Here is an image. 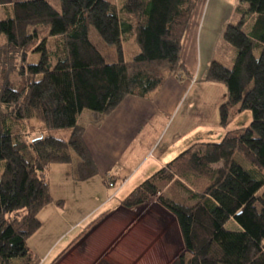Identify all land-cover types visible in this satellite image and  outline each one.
I'll use <instances>...</instances> for the list:
<instances>
[{
	"label": "trees",
	"instance_id": "1",
	"mask_svg": "<svg viewBox=\"0 0 264 264\" xmlns=\"http://www.w3.org/2000/svg\"><path fill=\"white\" fill-rule=\"evenodd\" d=\"M197 2L125 0L118 8L112 0H0L6 14L0 19V264L40 263L28 257V240L41 226L40 211L54 201L47 176L53 164L73 163L76 180L97 174L80 122L85 109L105 117L129 95L153 100L172 74L190 76L181 51ZM239 3V20L227 24L204 79L226 86L222 127L245 109L252 122L218 142L191 145L121 200L135 208L161 192L158 200L177 218L185 244L173 264H264V192L258 195L264 174L234 158L241 152L264 170V0ZM91 27L116 48L117 60L108 61L93 43ZM34 119L42 124L31 125ZM192 177L209 183L195 191L185 182ZM165 184H179L194 203L166 197Z\"/></svg>",
	"mask_w": 264,
	"mask_h": 264
},
{
	"label": "crops",
	"instance_id": "2",
	"mask_svg": "<svg viewBox=\"0 0 264 264\" xmlns=\"http://www.w3.org/2000/svg\"><path fill=\"white\" fill-rule=\"evenodd\" d=\"M112 1L121 8L125 0ZM239 2L198 0L181 51L189 77L181 80L172 74L153 100L129 95L108 116L96 112L83 123L84 140L98 171L89 179L98 177L106 187L116 190L108 184L111 179L120 187L109 199L85 212L82 199L74 209L76 214L71 212L70 216L66 199L54 195L56 202L40 211L42 223L33 234L37 237L47 225L53 227L50 231L55 229L47 243L40 245L35 241L33 252L39 257V264H50L95 218L90 229L53 264H173L185 252L177 218L158 201L161 192L135 208L124 207L121 200L182 151L195 143L208 142L204 140L211 137H206L205 130L208 133L221 126L219 107L228 99L227 89L222 83L206 81L204 76L217 56L227 24L239 20ZM218 129L211 136L222 138L224 130ZM64 165L54 164L53 168L63 171ZM48 179L52 194L53 178L50 175ZM168 187L170 184L162 192L166 193ZM117 196L120 201L115 200Z\"/></svg>",
	"mask_w": 264,
	"mask_h": 264
},
{
	"label": "rangeland",
	"instance_id": "3",
	"mask_svg": "<svg viewBox=\"0 0 264 264\" xmlns=\"http://www.w3.org/2000/svg\"><path fill=\"white\" fill-rule=\"evenodd\" d=\"M57 3V1H54ZM6 17L5 14V9L4 7L0 6V19H3ZM247 31L248 33L252 36L253 41L255 42V50L254 53L256 56L260 55L261 52V47L259 46V40L257 37L253 34L251 27L249 24L247 25ZM90 34H91V39L93 43H95L101 51L104 53V55L107 57L108 61H114L117 60V54H116V48L113 46H109L104 41L101 39L99 36L97 30L94 27L90 28ZM4 36H0V43L4 40ZM128 52L126 51V58H130L132 53V46H128ZM39 55L37 53H32L30 56V62L31 63H36L38 61ZM231 66V65H230ZM17 76L14 75V78ZM223 88L226 89L225 85H221ZM217 94L216 92L213 93V95ZM219 94V93H218ZM93 113H96L92 110L85 109L84 113L81 114L80 116V122L84 123L89 117H93ZM253 120V114L252 111L249 109H245L239 114L236 115V117L231 121V123L227 127H215V129H211L208 133L207 130H205L206 137H211L207 138L210 140H204V141H211V142H218L222 138H219L218 136H211V132H214L219 128L218 130H224V134L228 130H234V129H239V128H244L250 125V123ZM31 125L34 123L42 124L41 121L34 119L30 121ZM216 134V133H215ZM224 136V135H223ZM222 136V137H223ZM22 140H28V137L22 135ZM235 160L247 171L251 172L252 174L258 175V177H261V173L264 174V170L260 169L261 171H257V167L253 165L241 152H237L234 156ZM4 162H0V170L1 166L3 167ZM58 164H63V163H58ZM54 164L52 167H50L47 176H50L53 178L52 179V196H57V197H63L67 201V212L68 215L70 216L73 212V214H76L74 209L76 208L77 204L79 201L83 199V204L81 206L82 209H84V212L87 211L88 209L91 210L95 208L97 205L100 204L101 201L105 200L108 197H111L114 195L116 190L119 189L120 184L116 185V190L115 189H110L102 183V180H100L98 177L89 179L87 181L81 182V181H76L75 178H73V163H69L64 165L65 170L59 171V169L53 168ZM60 166V165H58ZM59 168V167H58ZM259 169V168H258ZM264 177V176H263ZM137 178V177H136ZM135 180V179H134ZM75 182H80L82 184H77ZM87 182V183H86ZM187 185L192 188L195 191H202L204 187L209 183V180L205 178H190L189 180H185ZM130 184V183H129ZM133 184V183H132ZM164 187L166 186L163 185ZM264 192V186L260 189L258 192V195H262ZM105 193V194H104ZM123 197V196H122ZM159 197V196H158ZM166 197H170L175 201L182 202L187 205H192L194 203V200L190 199L189 193L184 190L182 191L179 185H174L170 187L167 192H166ZM54 202L55 201V198ZM78 199V200H77ZM109 199V198H108ZM120 196L115 197V200L120 201ZM159 201V200H158ZM109 203V202H108ZM51 215V213H48V216ZM91 218V217H90ZM89 221V220H88ZM86 221V222H88ZM84 222V224L86 223ZM82 224V223H80ZM81 227V225H80ZM53 227L48 226L46 228H42L41 233L36 237L35 235H32L29 240H28V246L30 249V254L28 257H34L36 256L35 253L33 252V247L36 246V239L37 243L40 245H43L44 243H47L52 239L53 236L52 233L55 229L50 231ZM228 228L232 229L233 224L229 223ZM76 232H72L69 234L67 238H65L61 244L58 246V248L51 254L50 258L47 259L49 261L62 247L63 245L75 234ZM34 236V237H33ZM18 261H15L13 264H19L17 263Z\"/></svg>",
	"mask_w": 264,
	"mask_h": 264
},
{
	"label": "built area",
	"instance_id": "4",
	"mask_svg": "<svg viewBox=\"0 0 264 264\" xmlns=\"http://www.w3.org/2000/svg\"><path fill=\"white\" fill-rule=\"evenodd\" d=\"M108 184L110 187H116V184L114 181H112L111 179L108 180Z\"/></svg>",
	"mask_w": 264,
	"mask_h": 264
}]
</instances>
